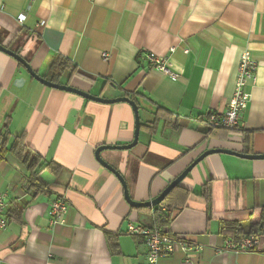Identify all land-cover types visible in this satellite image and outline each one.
Listing matches in <instances>:
<instances>
[{
    "label": "crops",
    "instance_id": "obj_1",
    "mask_svg": "<svg viewBox=\"0 0 264 264\" xmlns=\"http://www.w3.org/2000/svg\"><path fill=\"white\" fill-rule=\"evenodd\" d=\"M21 14L26 15L23 22ZM0 42L21 55L23 50L33 53L29 61L39 73L44 60L75 67L86 78L77 75L68 83L66 70L63 83L94 95L135 94L144 125L156 120L160 108L178 116L179 128L159 119L153 134L141 127L134 148L101 153L121 172L137 201L157 197L210 148L243 151V144L213 143L219 138L205 136L207 125L200 117L227 110L245 50L258 68L247 86L251 100L238 129L256 131L254 152L264 153V0H0ZM149 54L167 58L178 76L154 68ZM22 67L0 50L1 97L17 93L11 89L16 78L23 79L24 87L30 83L35 99L15 98L11 120L18 111H28L20 133L26 132V143L44 161L58 165L46 170L63 174L65 182L43 180L48 183L43 187L12 153L1 161L0 193L7 195L8 224L0 228V264H147L144 239L127 228L131 221L154 226L153 215L128 203L119 178L95 155L100 145L133 141L132 106L34 84ZM229 155H209L181 186L198 191L209 178H243L242 209L217 211L208 221L206 202L193 193L167 228L203 248L189 253L177 248L160 264H264V235L253 250L220 251L225 237L218 231L219 221L247 219L254 205L264 204V159ZM63 195L68 211L53 224L51 203ZM15 204L25 206L18 217L11 212Z\"/></svg>",
    "mask_w": 264,
    "mask_h": 264
},
{
    "label": "trees",
    "instance_id": "obj_2",
    "mask_svg": "<svg viewBox=\"0 0 264 264\" xmlns=\"http://www.w3.org/2000/svg\"><path fill=\"white\" fill-rule=\"evenodd\" d=\"M19 52V50H16ZM65 63H62V65ZM65 70L69 71L68 83L74 76H86L76 72V68L72 66H64ZM60 73L54 74L51 80H56ZM2 86L0 85V97ZM130 98L139 103V98L134 94H126ZM156 120L149 125L142 126L148 132L153 134L157 128V121L163 119L166 126L172 128L180 127V120L174 113L161 108L156 111ZM205 121L203 117H200ZM207 125V123H206ZM254 130L229 129V128H214L207 125L204 130L206 137H214L219 139H227L232 134L237 135L243 144V152L254 153ZM12 153L22 163L26 165L30 173V179L38 181L43 187H47L48 183L44 184L41 180V172L48 168L57 165L54 161H44L42 156L26 143V132L15 135L11 141V134L7 129L0 128V163L8 153ZM58 166V165H57ZM243 178H209L199 188L198 191H190L189 189L177 185L166 196V198L158 206L137 208L142 212H150L153 215L154 226H159L168 229L178 215L185 207L188 199L194 193L202 198L207 204V220L210 221L212 216L217 211H238L243 207L242 185ZM25 206L15 204L12 207V216L18 217L22 214ZM218 231L225 238L240 240L247 235L254 234L259 237L264 235V204L254 205L247 219L230 220L221 219L219 221ZM111 237V236H108Z\"/></svg>",
    "mask_w": 264,
    "mask_h": 264
},
{
    "label": "built area",
    "instance_id": "obj_3",
    "mask_svg": "<svg viewBox=\"0 0 264 264\" xmlns=\"http://www.w3.org/2000/svg\"><path fill=\"white\" fill-rule=\"evenodd\" d=\"M26 18L25 14L19 16L20 22ZM103 57L108 59V53ZM151 65L171 77H177L178 73L171 68L167 58L149 54ZM258 65L252 58L251 52L245 50L240 54L234 92L229 100L225 112H208L203 117L208 126L214 128L238 129L242 112L248 107L251 100V92L248 91V84L256 76ZM6 194L0 193V228H6L8 220L5 217ZM68 211V204L65 196L56 198L50 206V221L58 223L60 217ZM127 232L131 235L140 236L148 248L147 264H160L161 257L173 253L177 248L189 253L201 250L203 245L184 236L173 235L168 229L158 226H147L139 222L131 221L128 224ZM258 237L254 234L245 236L240 240L225 238L224 247L220 251H231L240 253L253 250L256 247Z\"/></svg>",
    "mask_w": 264,
    "mask_h": 264
},
{
    "label": "water",
    "instance_id": "obj_4",
    "mask_svg": "<svg viewBox=\"0 0 264 264\" xmlns=\"http://www.w3.org/2000/svg\"><path fill=\"white\" fill-rule=\"evenodd\" d=\"M0 50L7 53L8 55L12 56L15 60H17L19 63H21L31 74L33 78L41 82L42 84L60 89L63 91L71 92L78 94L88 100H93L101 103H107V104H114L118 102H128L135 113V134H134V139L132 142L128 144H103L100 145L96 148L95 150V155L97 160L106 168H108L110 171H112L121 181L123 188H124V194L125 198L128 201V203L134 207V208H143V207H156L161 202L166 198V196L172 191L174 187L177 185L181 186L182 182L184 179L189 175V173L199 164L202 162L204 158H206L209 155L215 154V153H225V154H230L234 155L240 158H245V159H252V160H260L264 159V153H246V152H238L235 150L227 149V148H210L206 151H204L201 155H199L197 158L193 160V162L187 166L176 178H174L172 181L169 182V184L162 190V192L155 198L148 200V201H137L132 198L128 184L124 176L121 174L119 170L115 168V166L110 163L109 161L105 160L101 153L104 150H130L134 148L139 141V135L141 132V127L144 125L141 122V115H140V109H142V106L140 102L138 103L136 100L130 98L129 96H119V97H114V98H108V97H103L100 95H94L90 93L89 91L83 90L77 86H74L72 84H67V83H57L53 82L52 80H49L43 76H41L37 70L32 66V63L28 61L24 56H22L20 53H18L15 50H12L8 47V45H5L3 43H0ZM22 84V81L19 82L18 84ZM20 84V85H21ZM72 114L76 117L78 114V111L73 109ZM152 123V122H151ZM150 123V124H151ZM149 125V124H147ZM145 126V125H144Z\"/></svg>",
    "mask_w": 264,
    "mask_h": 264
},
{
    "label": "rangeland",
    "instance_id": "obj_5",
    "mask_svg": "<svg viewBox=\"0 0 264 264\" xmlns=\"http://www.w3.org/2000/svg\"><path fill=\"white\" fill-rule=\"evenodd\" d=\"M20 40H21V38H19L17 40V42L12 45V47L16 48ZM32 54L33 53L27 52L26 50H23V52H22V56H27L28 59L31 57ZM22 70H23V72H24L23 74H25V76H28L29 78L32 77L31 74L28 72V70L25 67H22ZM57 73H60V76L58 77L60 82L63 83V82L67 81L68 72L63 69L61 61L57 60L54 62H49V61L44 60L42 62V65L40 66V73H39L41 76H43V77L46 76V78L49 79L54 74H57ZM22 80H23L22 78H16L12 83L13 86L11 87V89L17 90L16 94L8 92L9 95L4 94L0 98V128L7 129L10 132L11 141L14 140L15 135H18L21 132L19 130L20 129L19 128L20 123H22L24 121L26 115L28 114L27 110H21L20 112L18 111V114L16 113L17 115H15L13 117L14 120H16V123H14V120H11V117L14 115L13 113L15 110L14 109L12 110L13 105H11V103L17 97H23V98H26L29 100H34L36 97L35 91L30 88V85H29L30 83H28L25 87H24V85L23 86L20 85L21 83L18 84ZM30 81H32L34 84H36L35 82H39L38 80H36L33 77L31 79H29V82ZM17 94L19 96H17ZM104 94L109 95L110 92L106 91V92H104ZM229 138L230 139H227V140L211 139V141L213 143H216V144H219V143L225 144L227 147H235V148H241L242 147V143L240 142L241 139L237 135L232 134ZM103 152H106V150H104ZM229 156H232L233 158H237V156L235 157L234 155H229ZM207 157L204 158L202 161L205 162ZM225 158L229 159V157H225ZM241 159L244 161L250 160V159H245V158H241ZM41 179H42L41 180L42 182H43V180L47 181V182H58V181L65 182V178H64L63 174H60L58 177V176H55V174L50 170H44L41 173ZM149 222H150V220L148 218H146L144 220V223H149Z\"/></svg>",
    "mask_w": 264,
    "mask_h": 264
},
{
    "label": "flooded vegetation",
    "instance_id": "obj_6",
    "mask_svg": "<svg viewBox=\"0 0 264 264\" xmlns=\"http://www.w3.org/2000/svg\"><path fill=\"white\" fill-rule=\"evenodd\" d=\"M19 53V52H18ZM26 58V57H25ZM28 61H29V59L28 58H26ZM38 73H39V71H37ZM45 78H46V76H44ZM49 80H51V78H49ZM53 82H57V83H62V82H60L59 80H58V78L54 81V80H52Z\"/></svg>",
    "mask_w": 264,
    "mask_h": 264
}]
</instances>
